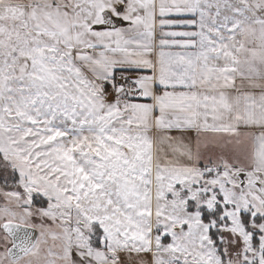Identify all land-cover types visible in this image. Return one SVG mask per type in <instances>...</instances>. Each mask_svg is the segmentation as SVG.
I'll use <instances>...</instances> for the list:
<instances>
[{
  "label": "snow or ice",
  "instance_id": "snow-or-ice-1",
  "mask_svg": "<svg viewBox=\"0 0 264 264\" xmlns=\"http://www.w3.org/2000/svg\"><path fill=\"white\" fill-rule=\"evenodd\" d=\"M0 264H264V0H0Z\"/></svg>",
  "mask_w": 264,
  "mask_h": 264
}]
</instances>
